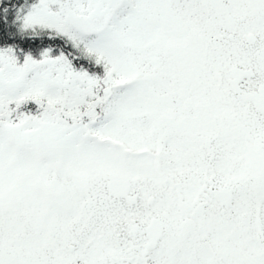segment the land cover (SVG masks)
Instances as JSON below:
<instances>
[{"label": "snow or ice", "instance_id": "obj_1", "mask_svg": "<svg viewBox=\"0 0 264 264\" xmlns=\"http://www.w3.org/2000/svg\"><path fill=\"white\" fill-rule=\"evenodd\" d=\"M0 264H264V0H0Z\"/></svg>", "mask_w": 264, "mask_h": 264}]
</instances>
